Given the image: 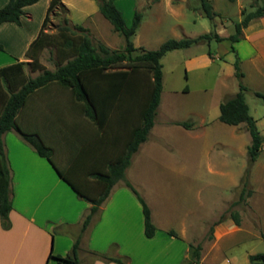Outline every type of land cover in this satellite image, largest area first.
Wrapping results in <instances>:
<instances>
[{
	"label": "rangeland",
	"instance_id": "1",
	"mask_svg": "<svg viewBox=\"0 0 264 264\" xmlns=\"http://www.w3.org/2000/svg\"><path fill=\"white\" fill-rule=\"evenodd\" d=\"M66 1L74 7L69 8L68 21H81L83 10L91 13L98 8L93 0ZM122 1L123 9L114 5L124 16L125 26H131L136 11L141 14L131 38L135 48L132 56L154 51L169 39H195L205 34L221 38L173 50L162 57V91L149 143L126 173L134 186L130 184L142 194L154 224L177 233V248L163 252V264H182L188 253L184 254L183 249L189 244L201 246L198 264H249L250 255L264 252V142L250 166L247 189L251 195L239 201L251 139L245 124L234 128L219 122L218 105L243 85L249 115L264 140V104L254 95L264 93V68L245 60L249 53L242 35L237 42L228 39L235 32L234 25L243 18L241 12L253 11L251 0H209L215 13L212 19L202 15L198 0H135L130 16V0ZM60 25L61 18L50 17L44 31L55 34ZM80 26L88 30L95 47L123 51V37L100 13ZM236 55L243 58L239 64L241 79L234 74ZM38 63L37 70L25 65L27 78L63 65L58 63L52 47L43 50ZM55 94L71 98L63 89ZM41 111L31 119L34 124L25 121L27 127H40L44 121ZM187 121L192 124L190 130L174 124ZM59 159L60 155L54 157L57 165ZM143 183L145 190L140 185ZM233 212L239 215V226L229 218ZM221 216L224 219L214 225Z\"/></svg>",
	"mask_w": 264,
	"mask_h": 264
},
{
	"label": "crops",
	"instance_id": "2",
	"mask_svg": "<svg viewBox=\"0 0 264 264\" xmlns=\"http://www.w3.org/2000/svg\"><path fill=\"white\" fill-rule=\"evenodd\" d=\"M7 1L0 0V8ZM49 1L39 0L25 7L26 17L21 20L20 26L13 23L0 25V43L4 48L0 52V69L28 61L24 53L40 30ZM60 2L67 9V19H70L69 8H74L73 3L71 5L66 0ZM113 3L123 9L122 0H114ZM130 3L131 9L127 10L130 11L129 16L132 15L135 0H130ZM96 7L91 13L83 10L82 20H69V24L80 26L84 20L99 13ZM242 40L249 53L245 60L254 61L263 69L264 18L250 22L242 31ZM242 60L240 57V63ZM57 88L61 89L51 85L33 94L18 113L17 123L25 133L36 136L51 149L52 162L66 179L85 196L96 197L102 189L89 173L105 172L108 164L120 154V142L126 139L115 140L112 132L99 131L81 115L71 99L55 94ZM39 109L42 110L43 123L36 129L32 128L33 125L27 127L25 121L30 120L34 124L35 121L31 119ZM148 140L147 137L139 146L124 172L125 180L132 185L133 181L126 173L134 158L147 147ZM1 141L11 170L12 194L8 214L10 226L7 230L2 228L0 219V264H58L49 256H66L77 239L78 264H117L102 259L100 255L121 260V264H134L133 260L138 264H163V252L177 248L175 243L178 236H170L168 232L177 233L173 229L157 227L153 219L155 235L151 239L145 238L141 206L122 181L113 185L98 214L81 232L82 220L89 213L91 205L80 199L47 160L38 156L14 132L4 133ZM58 154L59 165L54 160ZM140 185L145 190V183ZM183 250L186 254L188 247Z\"/></svg>",
	"mask_w": 264,
	"mask_h": 264
},
{
	"label": "trees",
	"instance_id": "3",
	"mask_svg": "<svg viewBox=\"0 0 264 264\" xmlns=\"http://www.w3.org/2000/svg\"><path fill=\"white\" fill-rule=\"evenodd\" d=\"M38 1L8 0L0 8V25L13 23L20 26L21 20L26 17L24 8ZM93 1L98 4L99 13L112 26V30L123 37L125 42L123 51L109 50L103 45L95 47L89 38L87 29L76 25L70 26L66 17L67 9L60 0H50L40 30L24 53V57L28 61L16 62L0 69V219L2 228L5 230L10 226L8 214L11 211L12 180L1 136L12 131L38 156L45 158L57 175L71 187L80 199L91 205L89 213L82 220L81 232L87 229L92 218L98 214L100 206L108 197L113 185L122 181L141 206L145 238L151 239L155 235L156 228L152 222L151 211L138 191L125 180L124 172L130 164L131 157L146 141L154 125L162 91L160 60L170 51L187 49L192 45L211 39L221 41V38L217 35L212 37L210 34H205L195 39H169L154 51L132 56L135 48L131 38L135 35L140 24L141 14L136 11L131 26L126 27L122 13L113 3L114 0ZM198 1L204 17L208 19L215 17L209 0ZM251 4L253 11L241 12L243 18L234 25L235 32L229 36L230 41L237 42L242 35V30L250 22L264 18V0H251ZM50 17L61 18L62 25L58 27L55 34H48L44 31ZM49 47L53 48L58 63H63V65H60L55 71L45 70L35 78H27L24 73L25 65H29L33 70L39 69V57L43 50ZM3 51V45L0 44V52ZM232 52L235 51L232 50ZM239 64L240 61L236 55L233 69L237 79L243 77ZM51 85H56L67 91L81 115L90 120L99 131L102 133L112 132L115 140L126 139L125 142H120L121 152L114 161L108 164L105 172L89 173V176L97 180L102 189L96 197L85 196L66 179L53 164L51 149L42 144L36 136L25 133L17 123V115L25 107L29 98ZM186 91L187 87H184L183 92ZM245 91L246 88L240 84L238 93L219 105L218 115L219 122L225 125L245 124L251 139L246 152L248 167L242 177L239 201L244 200L245 196L251 195V191L247 189L250 166L259 156L264 142L256 130L255 121L249 115L243 95ZM254 95L264 104V94L255 92ZM174 124L185 130L192 128V124L188 121ZM229 218L236 226H239L238 213H231ZM223 219L224 216H221L214 225ZM210 230L212 231V228ZM168 235L176 237L173 231H169ZM78 245L77 239L66 256L49 257L58 264H78ZM200 251L199 244L195 246L189 244L187 257L182 264H198ZM100 257L113 263H122L121 260L110 259L105 255H100ZM248 262L249 264H264V252L250 255Z\"/></svg>",
	"mask_w": 264,
	"mask_h": 264
}]
</instances>
